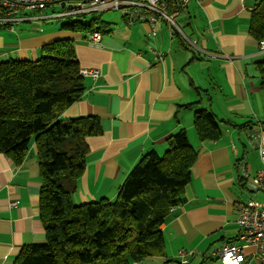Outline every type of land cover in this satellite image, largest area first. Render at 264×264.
I'll use <instances>...</instances> for the list:
<instances>
[{
    "label": "crops",
    "instance_id": "crops-1",
    "mask_svg": "<svg viewBox=\"0 0 264 264\" xmlns=\"http://www.w3.org/2000/svg\"><path fill=\"white\" fill-rule=\"evenodd\" d=\"M258 1L192 0L173 13L180 31L158 18L155 36L149 19L130 23L122 14L101 20L106 24L99 23L98 45L89 43L90 31L61 24L32 23L21 32L0 26V62L36 60L44 45L72 39L81 69L100 70L97 78L84 76L83 96L62 113L63 118L96 116L102 127L88 138L75 203L115 200L143 155L151 150L162 155L167 139L182 129L197 150L184 203L161 225L166 255L131 264H183V248L195 251L187 264H222L207 254L226 242L244 245L247 255L256 250L240 239L236 217L240 204L256 196L248 178L261 167L250 170V156L262 166L252 135L264 127V85L256 68L263 53L249 31ZM202 109L216 115L221 138L200 140L194 120ZM41 187L34 142L19 164L0 152V264H13L25 245L45 242Z\"/></svg>",
    "mask_w": 264,
    "mask_h": 264
},
{
    "label": "trees",
    "instance_id": "trees-1",
    "mask_svg": "<svg viewBox=\"0 0 264 264\" xmlns=\"http://www.w3.org/2000/svg\"><path fill=\"white\" fill-rule=\"evenodd\" d=\"M183 3L170 1L171 14ZM99 16L62 24L72 31H95ZM98 26V27H97ZM250 33L264 40V0L251 11ZM264 85V53L256 62ZM86 90L75 42L46 44L36 60L0 62V152L16 163L35 143L42 177L40 216L46 240L22 247L13 264H131L150 256H165L161 225L185 200L198 153L182 129L168 139L160 155H143L120 186L115 200L77 204L73 194L86 170L88 138L100 134L93 115L63 118L62 113ZM201 141L222 136L214 113L195 114Z\"/></svg>",
    "mask_w": 264,
    "mask_h": 264
},
{
    "label": "built area",
    "instance_id": "built-area-1",
    "mask_svg": "<svg viewBox=\"0 0 264 264\" xmlns=\"http://www.w3.org/2000/svg\"><path fill=\"white\" fill-rule=\"evenodd\" d=\"M170 1L173 0H0V26L13 28L20 21L34 18L27 12L46 9L61 3L62 6H68L69 9L55 17L118 10L128 16L130 23L138 19H149L152 34L155 36L158 32V18L166 19L172 25L173 32L181 30L175 14H171L168 10ZM180 1L187 4L192 0ZM102 37V31L97 29L89 34L88 41L98 45ZM259 44L260 52L264 53V40H261ZM155 54L157 59H162L161 53L155 52ZM81 74L97 78L100 75V70L81 69ZM252 137L257 142L262 166L255 176L248 178V184L252 190L264 192V127H261ZM236 219L241 227L240 239L245 244H253L256 247L255 252L247 255L244 252V245L226 242L222 246L210 250L207 255L219 258L222 264H252L253 261H256L257 264H264V202L249 200L240 204ZM179 255L182 257V263L187 264L190 257L195 255V251L183 248L179 251Z\"/></svg>",
    "mask_w": 264,
    "mask_h": 264
},
{
    "label": "rangeland",
    "instance_id": "rangeland-1",
    "mask_svg": "<svg viewBox=\"0 0 264 264\" xmlns=\"http://www.w3.org/2000/svg\"><path fill=\"white\" fill-rule=\"evenodd\" d=\"M68 9H69L68 6H62L60 3L46 9L29 11L27 12V14L34 18L28 21H20L17 25H15V28L18 29V32H21L22 31L21 29H28L27 27H29V24L32 23L35 24L38 23L39 26L43 25L44 28H47L52 25H58V24L62 25L63 23L70 22L71 20H75V19H80L84 22H90L94 16H99L100 19L103 21H110L122 15L121 11L110 10V11H105L103 13H90L87 15H72V16L70 15L65 17H55L59 13H63ZM262 95L264 96V91ZM263 103H264V98H263ZM249 163H250V170L251 168L259 169L261 167L260 160L256 157L250 156ZM252 193L256 194V196H254L255 200L264 202V192L252 190Z\"/></svg>",
    "mask_w": 264,
    "mask_h": 264
}]
</instances>
